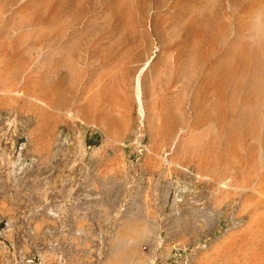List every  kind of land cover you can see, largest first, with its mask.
Masks as SVG:
<instances>
[{"label":"rangeland","instance_id":"374dc122","mask_svg":"<svg viewBox=\"0 0 264 264\" xmlns=\"http://www.w3.org/2000/svg\"><path fill=\"white\" fill-rule=\"evenodd\" d=\"M262 170L264 0H0V264H264Z\"/></svg>","mask_w":264,"mask_h":264},{"label":"bare ground","instance_id":"6f19581e","mask_svg":"<svg viewBox=\"0 0 264 264\" xmlns=\"http://www.w3.org/2000/svg\"><path fill=\"white\" fill-rule=\"evenodd\" d=\"M141 86V85H140ZM138 88V87H137ZM139 92H140V89H139ZM139 96V95H138ZM140 101V100H139ZM140 104V103H139ZM143 108V107H142ZM143 115V114H142ZM262 171H264V170H262ZM259 173H262V172H260L259 171ZM259 173H257L256 172V175L257 174H259ZM260 176L261 177H259V179H260V182H261V189H258L257 190V192H254V194L255 195H257V196H260L261 197V200H263L264 199V177H262L263 176V174L261 175L260 174ZM218 183H219V188H220V190H221V193L223 194H225V193H231V192H229V191H233V193H234V195H238V193H239V191H240V189L241 188H246V186H247V181H245V180H243V179H241L240 177H239V175H238V171L236 170V171H233V168H231V169H229L228 168V172L226 173V175L225 174H221L220 176H219V181H218ZM229 196H230V194H229ZM259 197V198H260ZM263 198V199H262ZM250 199V198H249ZM258 199V198H257ZM256 200V199H255ZM255 200H254V202H255ZM260 199H259V201L262 203L263 201H261ZM252 201H253V199H252ZM251 201V202H252ZM250 202V201H249ZM254 202H252V204H253V206H254V204H257L258 205V203H256V202H258V200L254 203ZM259 202V203H260ZM260 203V204H261ZM246 204H247V201H246ZM250 204V203H249ZM248 204V206L249 207H247V209H249V208H251L250 207V205ZM263 205V204H262ZM264 206V205H263ZM256 207V206H255ZM244 208V207H243ZM245 208H246V206H245ZM264 218V215H263V217H262V219ZM257 221V220H256ZM261 221V220H260ZM263 222H264V219L262 220ZM260 224V223H259ZM257 227H259V226H257ZM257 230V229H256ZM258 231H259V229H258ZM250 233V232H249ZM260 233V232H259ZM243 241V240H242ZM225 248V247H224ZM259 254V253H258ZM260 255V254H259ZM262 256V255H261ZM264 256V255H263ZM262 260V259H261ZM259 261V260H258ZM263 262V261H262Z\"/></svg>","mask_w":264,"mask_h":264},{"label":"built area","instance_id":"2783aa9c","mask_svg":"<svg viewBox=\"0 0 264 264\" xmlns=\"http://www.w3.org/2000/svg\"><path fill=\"white\" fill-rule=\"evenodd\" d=\"M139 148H141V146L139 145Z\"/></svg>","mask_w":264,"mask_h":264}]
</instances>
